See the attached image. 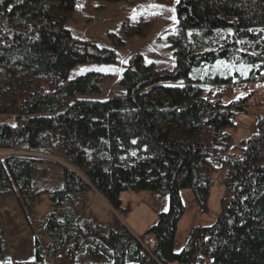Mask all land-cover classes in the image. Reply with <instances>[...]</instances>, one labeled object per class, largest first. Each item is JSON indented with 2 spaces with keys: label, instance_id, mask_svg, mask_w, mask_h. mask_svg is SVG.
Listing matches in <instances>:
<instances>
[{
  "label": "trees",
  "instance_id": "1",
  "mask_svg": "<svg viewBox=\"0 0 264 264\" xmlns=\"http://www.w3.org/2000/svg\"><path fill=\"white\" fill-rule=\"evenodd\" d=\"M75 4L0 0V151L25 146L45 155L56 141L71 166L64 167L63 187L46 191L53 207L40 224L50 240L46 251L53 256L67 249L96 259L108 254L112 264H264V112L240 153L228 154V129L247 114L250 101L236 91L264 73V0H177L176 29L169 36L174 69L158 70L136 54L118 79L122 94L106 99L85 98L101 93L103 72L70 76L79 65L117 61L113 50L67 28ZM126 29L140 36L145 26ZM217 60L247 65L248 76L191 77ZM34 162L0 152V197L30 206L38 194ZM219 169L225 188L220 215L211 226L187 233L175 252L184 213L180 190L190 188L205 211L211 174ZM92 189L117 213L126 210L120 194L127 190L167 196L168 209L141 236L117 217L104 226H80L83 215L72 204ZM150 237L155 243L148 253L140 241ZM6 256L0 238V264H7ZM35 263L47 264L38 243Z\"/></svg>",
  "mask_w": 264,
  "mask_h": 264
},
{
  "label": "rangeland",
  "instance_id": "2",
  "mask_svg": "<svg viewBox=\"0 0 264 264\" xmlns=\"http://www.w3.org/2000/svg\"><path fill=\"white\" fill-rule=\"evenodd\" d=\"M176 1L76 0L74 10L67 15V28L78 38L113 50L117 57L113 65L92 63L74 68L71 77L89 70L101 71L105 75L101 82V93L85 98L106 99L122 94L118 79L128 60L136 54L142 55L146 64L158 70L174 69L175 55L169 36L176 29ZM132 25L145 26L142 30L143 35L138 36L137 31L133 33L126 29ZM233 72H240L247 77L249 67L245 64L217 60L194 69L190 75L193 78L208 74L227 76ZM236 92L239 95L248 94L250 101L247 114L238 115L237 126L228 129L233 143V148L228 154L232 153L235 156L240 153L242 143L256 132L258 117L264 112V78L254 77L248 82L247 89H237ZM5 120L10 121V118L6 117ZM44 151L45 155L28 152L25 146L20 151L35 159L32 188L38 194L30 206L23 208L14 196L0 197V238L7 254V264H36L37 243L45 252L47 264H112L108 254L102 259H96L82 253L72 255L67 249H60L53 256L46 251L50 240L42 234L40 224L53 211L46 191L62 188L64 167L71 166L63 160V152L56 141L47 144ZM0 152L13 154L17 151ZM222 177L223 172L220 169L211 174L212 185L205 211L200 209L190 188L180 190L184 213L177 224L175 252L180 251L185 245L187 233L196 228L211 226L220 215L225 195ZM120 199L122 208L126 210L117 213L96 190L92 189L83 193L72 207L83 215L80 226H83L85 221H93L104 226L117 217L138 236L155 225L159 215L168 209V197L149 190L123 191Z\"/></svg>",
  "mask_w": 264,
  "mask_h": 264
},
{
  "label": "built area",
  "instance_id": "3",
  "mask_svg": "<svg viewBox=\"0 0 264 264\" xmlns=\"http://www.w3.org/2000/svg\"><path fill=\"white\" fill-rule=\"evenodd\" d=\"M255 78H257V79L264 78V73L256 75ZM1 153H3V152H1ZM16 153L24 154L22 152L21 153L20 152H16ZM140 243H141L143 249L145 251H147L148 253H150L149 248H150V246H152L155 243V241H154V238L150 237V238H148L146 240H141ZM197 244L200 246L201 242L198 241ZM155 264H161V263L160 262H156Z\"/></svg>",
  "mask_w": 264,
  "mask_h": 264
},
{
  "label": "crops",
  "instance_id": "4",
  "mask_svg": "<svg viewBox=\"0 0 264 264\" xmlns=\"http://www.w3.org/2000/svg\"><path fill=\"white\" fill-rule=\"evenodd\" d=\"M135 234V233H134ZM136 235V234H135ZM138 236V235H137Z\"/></svg>",
  "mask_w": 264,
  "mask_h": 264
},
{
  "label": "bare ground",
  "instance_id": "5",
  "mask_svg": "<svg viewBox=\"0 0 264 264\" xmlns=\"http://www.w3.org/2000/svg\"><path fill=\"white\" fill-rule=\"evenodd\" d=\"M23 155H25V154H23Z\"/></svg>",
  "mask_w": 264,
  "mask_h": 264
}]
</instances>
